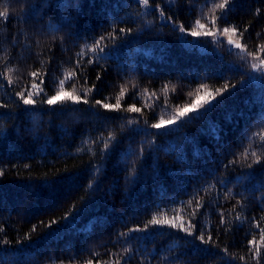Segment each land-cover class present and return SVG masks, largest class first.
<instances>
[{
	"label": "trees",
	"instance_id": "16d2710c",
	"mask_svg": "<svg viewBox=\"0 0 264 264\" xmlns=\"http://www.w3.org/2000/svg\"><path fill=\"white\" fill-rule=\"evenodd\" d=\"M223 2L0 0V264H264V0Z\"/></svg>",
	"mask_w": 264,
	"mask_h": 264
},
{
	"label": "snow or ice",
	"instance_id": "6c2138e0",
	"mask_svg": "<svg viewBox=\"0 0 264 264\" xmlns=\"http://www.w3.org/2000/svg\"><path fill=\"white\" fill-rule=\"evenodd\" d=\"M148 3H149V0H139V4H140V5L147 6ZM228 3H229V0H224L223 3H221V4L218 5V7L221 8V9H224V8H226V6L228 5ZM6 15H7V12H6V11H0V17H5ZM161 15L163 16V12H162V11H161ZM169 19H171V18H169ZM217 19H219V18H217ZM196 23H197V25H199L200 27H203V25L200 24V21H199V20H197ZM214 26H215V25H214ZM120 31H121V32H128V31H131V30H130V29H123V28H122V29H120ZM180 31H181V32H184V31H186V29H185L183 26H181V27H180ZM224 31H225V32L235 31V29L225 28ZM244 31H247V28H245ZM189 34H190V35H193V36L201 35V33H198V32H196V31H192V32H190ZM101 39H103V37H101ZM97 43H99V42H97ZM229 43H230V44L233 43L231 39L229 40ZM236 47H240V44L237 43V44H236ZM100 51H103V49L101 48ZM261 63H264V60H262ZM253 67H255V65H253ZM31 75H32L33 77H36V76L38 75V73L33 72V73H31ZM99 79H100V76L97 75V80H99ZM41 83H42V81H41ZM63 84H64V81H61V85H63ZM33 87H36V85H33ZM225 87H227V86H225ZM233 87H235V86L233 85ZM216 91H217V94H219L220 91H221V89H217ZM62 92H63V88L61 87V91L57 93V96H59ZM19 95H20L21 98L23 99V103H24L25 105H28V104H32V103H33V100H32V98H31V97H32V93H31V92L28 93L27 98L24 97V94H23V93H19ZM206 95L210 96L211 94H210V93H207ZM57 96H52V97H50V98L48 99L47 103H49V104L54 103V101L56 100ZM71 99H74V100H75V99H77V97H71ZM200 99H201V97L198 96V97H197V102H194V103L191 104L190 106L186 107L183 111H178V112H177V117H182V116L185 115V113H186L187 111H191V110H193V109H196V108L202 107V105H201L200 103H198V101H200ZM221 102H222V101H217V105H218L219 103H221ZM97 103H100V101H97ZM204 104H208V105H209V107L205 109V112L210 111L212 108H214V107L216 106V105H212L208 99H204ZM0 107H3V105H0ZM105 107H109V105H105ZM132 110H133V111H137V109H135V108H133ZM174 119H175V118H173V120H174ZM172 122H173V121H169V123H172ZM163 123H164V121L161 120L159 123L152 124L151 126H152L153 128L159 129ZM106 147H107V145H106ZM52 223H56V221H52ZM150 223H151V224H158V223H161V221H158V220H156L155 218H153V219L150 221ZM163 223H168V221H163ZM221 223H224V217H223V214L221 215ZM171 226L174 227V228L177 227L176 224H171ZM257 226H258V225H257ZM137 230H142V229H137ZM181 230H184V229L181 228ZM193 230H194V226H191V225H190V226H189V230H188V234H189V235H192V234H193ZM198 238H199L202 242H204V235H203V232H201V235H200ZM209 239H211V237H209ZM260 239H261V241H264V228L261 229V237H260ZM248 243H249V244H253V243H254V240H253V241H248ZM250 251H254V255H255V256H259V255L261 254L259 248H256L255 250L250 249ZM241 259H243V257H241ZM89 264H91V262H89Z\"/></svg>",
	"mask_w": 264,
	"mask_h": 264
}]
</instances>
